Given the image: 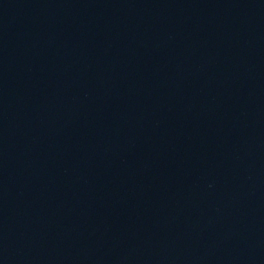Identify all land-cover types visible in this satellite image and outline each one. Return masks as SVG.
Returning <instances> with one entry per match:
<instances>
[{"label":"water","instance_id":"95a60500","mask_svg":"<svg viewBox=\"0 0 264 264\" xmlns=\"http://www.w3.org/2000/svg\"><path fill=\"white\" fill-rule=\"evenodd\" d=\"M0 264H264V0H0Z\"/></svg>","mask_w":264,"mask_h":264}]
</instances>
